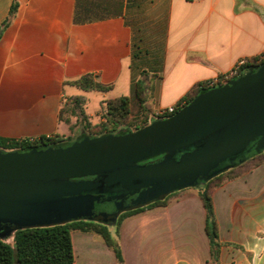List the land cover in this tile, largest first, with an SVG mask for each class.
Listing matches in <instances>:
<instances>
[{"label": "crops", "instance_id": "crops-1", "mask_svg": "<svg viewBox=\"0 0 264 264\" xmlns=\"http://www.w3.org/2000/svg\"><path fill=\"white\" fill-rule=\"evenodd\" d=\"M262 55L264 0H0V137L74 136L59 119L74 97L93 124L103 101L119 96L131 97L133 115L139 93L156 112L241 59L248 72ZM87 74L112 89L73 84ZM235 173L211 183L217 238L206 182L108 224L121 259L101 233L74 229L71 264H264V163Z\"/></svg>", "mask_w": 264, "mask_h": 264}, {"label": "water", "instance_id": "water-1", "mask_svg": "<svg viewBox=\"0 0 264 264\" xmlns=\"http://www.w3.org/2000/svg\"><path fill=\"white\" fill-rule=\"evenodd\" d=\"M262 150L264 63L136 131L0 151V235L77 220L115 221Z\"/></svg>", "mask_w": 264, "mask_h": 264}, {"label": "trees", "instance_id": "trees-1", "mask_svg": "<svg viewBox=\"0 0 264 264\" xmlns=\"http://www.w3.org/2000/svg\"><path fill=\"white\" fill-rule=\"evenodd\" d=\"M15 12V7L12 8L11 15ZM9 20V19H8ZM7 21L5 24H7ZM259 59L252 61V65H258L263 62H259ZM249 65V66H252ZM206 82V81H205ZM73 84L80 86L84 90H97V91H109L112 89V85L104 84L95 79L91 74L82 76L81 78L74 80ZM209 90L204 87V82L199 83L196 88L189 92L182 100L189 103L200 93ZM141 101L140 113L137 115L132 114V99L128 96H119L110 98L103 101V120L93 124L86 112V100L82 97H74L66 100L62 106L59 114L60 121H64L70 125L72 133L77 132L81 126L82 133L80 135L90 136H102V135H117L120 133H126L130 131H136L156 120H160L157 117L156 112L148 107L146 99L141 94H138ZM172 114L168 115L171 116ZM73 120H76L73 123ZM79 138V137H78ZM77 138V139H78ZM72 135H54L52 137H41L36 141L7 139L0 137V151H12L31 147L55 145L64 142L74 141ZM160 156L143 161L142 164L155 162ZM264 163V150L260 153L252 156L248 160L228 170L230 176H237L235 170L244 166L246 163L259 164ZM226 173V172H225ZM220 174L208 181L204 187V191L201 197L204 201L207 209L208 224L212 237L215 239L218 237L217 221L215 218V211L213 206V200L211 196V183L217 182L225 174ZM153 201L144 206L124 211L120 213L117 218L119 222L124 217L141 211L148 206H157L166 204V201L171 195ZM114 221L104 220H77L72 222H61L53 225L36 226L24 229L15 230L12 235H0V264H71L74 261V249L72 242V231L74 229L93 230L101 233L108 243L115 247L118 257L121 259V253L119 245L111 239L107 225ZM8 236V237H7ZM10 236L13 237V243L8 242ZM214 252H215V240H214Z\"/></svg>", "mask_w": 264, "mask_h": 264}, {"label": "built area", "instance_id": "built-area-1", "mask_svg": "<svg viewBox=\"0 0 264 264\" xmlns=\"http://www.w3.org/2000/svg\"><path fill=\"white\" fill-rule=\"evenodd\" d=\"M258 61L263 62L264 61V55H262ZM247 63H248V61L246 59L239 60L235 64V66L232 69H230L229 71H227V72H225V73H223V74H221V75H219L213 79H209L206 82H204V87L208 88V89H212V88L227 84L230 80H232V79H234V78H236L242 74V69ZM186 104H188V103H186L183 100H180L179 102H177L173 105L158 109L156 111V115H157V117H163V118H160V120L168 118V117H170L168 115H170V114L173 115L174 113L179 111L181 108H183ZM38 139L39 138L31 137V138H28L27 140L33 142V141H36Z\"/></svg>", "mask_w": 264, "mask_h": 264}, {"label": "rangeland", "instance_id": "rangeland-1", "mask_svg": "<svg viewBox=\"0 0 264 264\" xmlns=\"http://www.w3.org/2000/svg\"><path fill=\"white\" fill-rule=\"evenodd\" d=\"M90 95V94H89ZM89 108H88V111L89 112H92L93 111V108H99V102H97L96 100H93L92 98H91V96H90V103L87 105ZM101 116V117H100ZM102 116H103V110L101 111V114L99 115V122L100 121H102L101 120V118H102ZM156 119L157 118H163V117H155ZM96 124V123H95ZM81 133H82V128H81V126L78 128V130H77V132L75 133V135L73 136V138L76 140L78 137H80V135H81ZM230 170V169H229ZM228 171V170H227ZM226 171V173L223 175V176H225V175H227V172ZM221 174H223V173H221ZM220 175V174H219ZM195 188H198V186L197 187H195ZM186 189V188H185ZM173 193H177V192H173ZM10 235H12V234H10ZM9 236V235H8ZM7 236V237H8ZM8 239V242H10V243H13V237L12 236H10L9 238H7ZM15 264H17V263H15Z\"/></svg>", "mask_w": 264, "mask_h": 264}, {"label": "flooded vegetation", "instance_id": "flooded-vegetation-1", "mask_svg": "<svg viewBox=\"0 0 264 264\" xmlns=\"http://www.w3.org/2000/svg\"><path fill=\"white\" fill-rule=\"evenodd\" d=\"M251 68H252V67H251ZM245 72H246V71H245ZM242 74H244V72H243ZM119 215H120V214H119ZM119 215H118V216H119Z\"/></svg>", "mask_w": 264, "mask_h": 264}]
</instances>
